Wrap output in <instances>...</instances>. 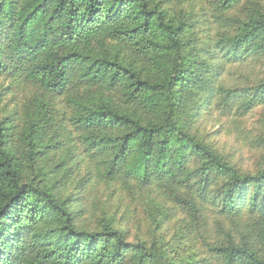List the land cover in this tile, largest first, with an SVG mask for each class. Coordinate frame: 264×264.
Returning a JSON list of instances; mask_svg holds the SVG:
<instances>
[{
    "label": "trees",
    "instance_id": "trees-1",
    "mask_svg": "<svg viewBox=\"0 0 264 264\" xmlns=\"http://www.w3.org/2000/svg\"><path fill=\"white\" fill-rule=\"evenodd\" d=\"M0 264H264V0H0Z\"/></svg>",
    "mask_w": 264,
    "mask_h": 264
},
{
    "label": "rangeland",
    "instance_id": "rangeland-1",
    "mask_svg": "<svg viewBox=\"0 0 264 264\" xmlns=\"http://www.w3.org/2000/svg\"><path fill=\"white\" fill-rule=\"evenodd\" d=\"M199 127V129L201 130V132H211V131H214V130H218V124L216 125H213V122H211V120L208 119V117L205 119V120H200L199 121V124L197 125ZM224 126V124H223ZM221 125L220 128L223 127ZM224 128V127H223ZM219 131V130H218ZM214 141L216 142V144L219 146V147H223V145L226 146V149L229 150V147L235 151L236 153V159L237 160H241L242 163L246 164V162L244 161V158H243V155H245V153L241 152L239 150V146L235 144L233 138L227 134H225L223 131H221L219 133V135H216L214 137ZM243 153V154H242Z\"/></svg>",
    "mask_w": 264,
    "mask_h": 264
}]
</instances>
